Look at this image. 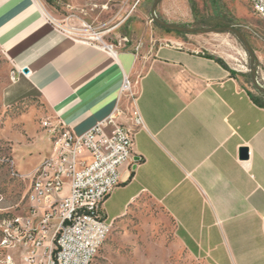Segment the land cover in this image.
<instances>
[{"label":"crops","instance_id":"obj_1","mask_svg":"<svg viewBox=\"0 0 264 264\" xmlns=\"http://www.w3.org/2000/svg\"><path fill=\"white\" fill-rule=\"evenodd\" d=\"M229 13L264 38L263 17ZM247 37L264 86V41ZM203 49L166 44L145 57L131 48L109 51L58 30L35 0H0V51L14 75L0 100L40 98L74 134L120 108L116 121L134 128L139 160L120 167L105 201L118 189L126 197L113 219L103 207L106 218L114 221L145 193L161 204L193 256L209 264H264V93L250 72ZM125 77L135 79L138 125L124 109Z\"/></svg>","mask_w":264,"mask_h":264},{"label":"rangeland","instance_id":"obj_2","mask_svg":"<svg viewBox=\"0 0 264 264\" xmlns=\"http://www.w3.org/2000/svg\"><path fill=\"white\" fill-rule=\"evenodd\" d=\"M35 1L55 24L66 30L76 29L67 34L75 38H89L96 44H117L119 41L120 48H131L140 57L153 56L166 44L200 50L207 47L238 65L237 68L250 72L249 54L235 34L184 32L161 26L150 14L154 0ZM229 12L245 14L251 10L245 0H158L155 5L157 18L164 22L191 28L233 26L248 43L247 36L251 35L264 41L259 34L244 28L246 24L239 16L235 18ZM124 37L126 41L122 40ZM233 42L239 46L241 56ZM255 67L256 71L261 67L256 60ZM12 74V64L0 51V96L11 82ZM129 82L130 91L124 93L127 106L124 109L132 116L135 79L129 78ZM61 131L55 115L40 98H25L11 105H3L0 100V220L25 215L34 170L51 154L53 142ZM125 197L124 190L118 189L105 201L103 207L108 219L115 217ZM0 264H4L1 255ZM90 264L209 263L188 252L161 204L141 193L129 203L123 215L114 219Z\"/></svg>","mask_w":264,"mask_h":264},{"label":"built area","instance_id":"obj_3","mask_svg":"<svg viewBox=\"0 0 264 264\" xmlns=\"http://www.w3.org/2000/svg\"><path fill=\"white\" fill-rule=\"evenodd\" d=\"M245 1L252 12L264 18V0ZM121 44L97 45L115 51ZM120 91H130L127 77ZM120 112L115 108L105 120L81 134L61 125L51 154L34 170L25 215L0 220L4 264L91 263L113 223L104 214L103 202L119 184L120 167L139 160L133 158L132 151L135 130L116 121ZM132 123H141L136 110Z\"/></svg>","mask_w":264,"mask_h":264},{"label":"water","instance_id":"obj_4","mask_svg":"<svg viewBox=\"0 0 264 264\" xmlns=\"http://www.w3.org/2000/svg\"><path fill=\"white\" fill-rule=\"evenodd\" d=\"M158 0H154L152 3V6L150 8V14L152 19L158 23L161 26H164L166 28L169 29H173V30H177V31H184V32H221V31H230L233 34H235L242 42L246 52L249 54V62H250V67H249V71H250V76H251V81L252 84L254 86V88L256 90H258L261 93H264V86L261 85L258 81H257V77H256V67H255V56L253 54V51L251 49V46L249 45L247 39L245 38V36L241 33L240 30H238L237 28L233 27V26H221V27H211V28H191V27H187V26H183V25H178V24H173V23H168V22H164L162 20H159L155 14V5L157 3ZM25 71V70H24ZM247 153V149L246 148H242L241 149V155H246Z\"/></svg>","mask_w":264,"mask_h":264},{"label":"bare ground","instance_id":"obj_5","mask_svg":"<svg viewBox=\"0 0 264 264\" xmlns=\"http://www.w3.org/2000/svg\"><path fill=\"white\" fill-rule=\"evenodd\" d=\"M71 29H72V30H76V29H73V28H71ZM71 29H70V30L67 29V31H69V33H73V31H72ZM77 30L79 31V29H77ZM82 31H83V30H82ZM86 31H87V30H84V32H86ZM86 33H88V31H87ZM88 39H89V38H88Z\"/></svg>","mask_w":264,"mask_h":264},{"label":"trees","instance_id":"obj_6","mask_svg":"<svg viewBox=\"0 0 264 264\" xmlns=\"http://www.w3.org/2000/svg\"><path fill=\"white\" fill-rule=\"evenodd\" d=\"M217 60L223 64V62L219 58H217ZM261 104L264 106V103H261Z\"/></svg>","mask_w":264,"mask_h":264}]
</instances>
